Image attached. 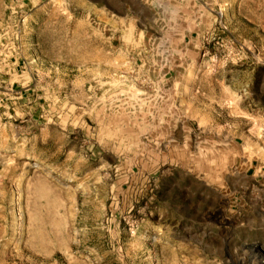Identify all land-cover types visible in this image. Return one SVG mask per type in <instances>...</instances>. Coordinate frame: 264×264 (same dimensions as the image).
I'll return each instance as SVG.
<instances>
[{
    "label": "rangeland",
    "instance_id": "obj_1",
    "mask_svg": "<svg viewBox=\"0 0 264 264\" xmlns=\"http://www.w3.org/2000/svg\"><path fill=\"white\" fill-rule=\"evenodd\" d=\"M0 264H264V0H0Z\"/></svg>",
    "mask_w": 264,
    "mask_h": 264
}]
</instances>
